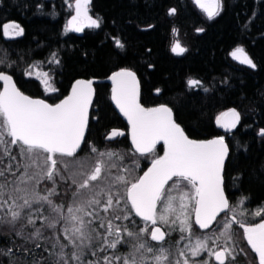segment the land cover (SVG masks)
<instances>
[{
	"label": "trees",
	"instance_id": "16d2710c",
	"mask_svg": "<svg viewBox=\"0 0 264 264\" xmlns=\"http://www.w3.org/2000/svg\"><path fill=\"white\" fill-rule=\"evenodd\" d=\"M74 2L0 0V72L12 74L25 93L55 103L69 93L78 78L106 77L124 67L134 70L141 85V102L146 107L169 106L177 123L193 140L216 136L226 139L229 154L223 177L224 188L231 198L230 206L245 224L261 220L264 217V135L261 134L264 129V0H222V10L211 19L195 0H90L88 14L99 19L100 26L90 27L87 22L82 31L69 26ZM170 9H175V13L170 15ZM12 22L23 29L21 35L3 34V25ZM175 32L186 49L182 54L172 51ZM117 39L123 47L117 46ZM237 47L245 50L254 68L231 55ZM34 66L52 75L56 91L47 93L37 78L27 74ZM189 80L199 84L190 87ZM230 109H235L240 119L234 130L227 131L217 123V117ZM113 130L122 134L110 136ZM93 147L97 152L91 151ZM16 152L14 148L13 154ZM100 152L122 156V160L113 157L117 167L111 168V174L115 176L118 169L127 168L131 173L129 179L141 176L163 152V145L144 155L132 148L128 125L112 104L108 83L95 84L87 134L76 160L90 169L100 158ZM57 167L63 175L69 174L62 165ZM42 182L48 185V188H39L42 194L55 187L57 195L52 199L56 204L66 207L73 202L75 189L69 187L71 180H61L58 175L55 185L47 179ZM172 183L166 188L171 189ZM240 212L244 215L240 216ZM44 214L48 215L46 205ZM232 215L228 210L206 231L197 227L193 215L191 241L181 239L187 233H181L178 225L175 230L161 225L167 233L162 242L151 241L148 236L142 239L154 249H167L170 261H174L177 250L186 244L205 236L214 239L222 222ZM116 223L126 224L133 232L144 227L142 219L134 214L130 221ZM31 231L32 227L28 226L25 234ZM232 234L237 251L235 261L230 260L229 264H259L239 224H233ZM46 235H51V230ZM125 241L104 254L128 255L136 241L128 237ZM25 243L10 227L0 224V264H26V261L32 264L34 259L48 256L43 247L36 248L33 255L23 252L21 246ZM212 244L213 240H209V245ZM27 246L32 245L29 242ZM84 258L94 259L88 253ZM190 260L194 264L205 261L216 264L208 251Z\"/></svg>",
	"mask_w": 264,
	"mask_h": 264
},
{
	"label": "snow or ice",
	"instance_id": "6c2138e0",
	"mask_svg": "<svg viewBox=\"0 0 264 264\" xmlns=\"http://www.w3.org/2000/svg\"><path fill=\"white\" fill-rule=\"evenodd\" d=\"M196 2L209 19L222 10L221 0ZM88 4L89 0H75L76 15L69 26L76 31L83 30L85 21L90 27L100 26L99 19L88 14ZM174 13L175 9L169 10L170 15ZM22 32L15 22L3 25L6 36ZM115 42L123 47L118 39ZM172 51L182 54L186 49L177 41ZM231 55L255 67L242 47H237ZM27 74L32 75V72ZM39 75L44 77L47 91H56L49 84L47 73ZM110 79L112 99L132 125L135 151L141 155L152 153L159 141L166 146L164 155L153 159L151 167L135 179H129L131 173L127 168L118 169L115 176L111 174V168L117 167L112 162L113 157L123 159L117 153H98L100 158L90 169L76 160L85 140L88 110L95 93L92 80H77L70 95L59 103L49 104L24 95L10 75L0 72V81L4 84L0 91V224L23 237L26 242L21 246L23 252L33 255L36 248L42 247L48 252V256L34 259L32 264H194L190 257H197L202 251H208L218 264H229L230 260L235 261L237 251L232 234L234 223L243 228L244 238L258 255L259 264H264V219L258 224L243 223L224 193L222 174L228 154L224 137L207 141L189 139L174 121L172 109L167 105L154 108L140 105L135 72L121 69ZM188 84L194 87L199 81L189 80ZM239 119L240 114L230 109L217 117V123L234 128ZM121 134L113 130L110 136ZM261 134L264 135V129ZM14 148L17 149L15 155ZM91 151L97 152L94 147ZM58 164L69 173L67 176L61 173ZM58 175L61 180H71L69 187L75 189L73 202L66 207L53 201L52 197L57 195L55 187L46 189V194L39 191L42 180H50L55 185ZM169 181L173 182L171 189L166 188ZM186 186H190V190L182 191ZM173 190L176 195L172 194ZM45 205L48 215L44 214ZM158 205L162 206L158 209ZM226 209L233 215L225 218L214 239L205 236L186 244L177 250L174 261H170L167 249H154L142 239L148 236L151 241H164L167 233L157 226L159 224L173 230L178 225L181 233H187L181 239L191 241L193 214L195 224L208 229ZM133 214L144 223L138 232L131 231L126 224L116 223L130 221ZM37 221H40L39 226ZM28 226L33 231L25 234ZM49 230L51 235H46ZM125 237L136 241L128 255L104 254L125 243ZM209 240H213L212 246ZM29 242L31 247L27 246ZM86 253L94 259L85 260Z\"/></svg>",
	"mask_w": 264,
	"mask_h": 264
},
{
	"label": "water",
	"instance_id": "95a60500",
	"mask_svg": "<svg viewBox=\"0 0 264 264\" xmlns=\"http://www.w3.org/2000/svg\"><path fill=\"white\" fill-rule=\"evenodd\" d=\"M72 19V18H71ZM70 19V20H71ZM121 69H129V70H131V71H133V72H135L134 70H132V69H130V68H119V69H117L116 71H114V72H117V71H120ZM114 72H112L110 75H108V76H106V77H91V78H78V79H76L74 82H73V84H72V86H71V88H70V91H69V93L66 95V96H68V95H70L71 94V90H72V87H73V85L75 84V82L77 81V80H92L93 81V88H94V90H95V84H97V83H108V84H110L111 85V101H112V104H113V106L115 107V109H116V111L118 112V114L121 116V118L127 123V125H128V137H129V142H130V145L132 146V148L135 150V146L133 145V142H132V125H131V123L129 122V120H128V118H127V116H125L124 115V113L123 112H121L120 111V109H119V107L116 105V103H115V101L112 99V88H113V83H112V80L110 79V77H111V75L114 73ZM4 73H6V74H8V75H10L11 77H12V79H13V82L15 83V85H16V87L24 94V95H27V96H29V97H31V98H33V99H43V100H45L47 103H49V104H55V103H59L60 102V100H62V99H64L65 97H63L62 99H60L59 101H57V102H55V103H52V102H50L49 100H47V99H45V98H43V97H36V96H32V95H30V94H27V93H25L19 86H18V84H17V82H16V80H15V78H14V76L12 75V74H10V73H8V72H4ZM135 74H136V72H135ZM136 79L139 81V78H138V76H137V74H136ZM3 86H4V84H3V81H0V91H3ZM94 97H95V93H94V95H93V98H92V103H91V105L89 106V110H88V125H89V118H90V112H91V108H92V104H93V101H94ZM139 103H140V105L142 106V107H144V108H154V107H158V106H160V105H157V106H152V107H146L142 102H141V85H140V81H139ZM169 107V106H168ZM170 108V107H169ZM229 110H227L226 112H228ZM221 115V114H220ZM219 115V116H220ZM172 116H173V119H174V121L177 123V121H176V119H175V116H174V113H173V110H172ZM218 116V117H219ZM238 123V122H237ZM178 124V123H177ZM88 125H87V128L85 129V132H84V137L86 138V134H87V129H88ZM236 126H237V124H236ZM235 126V127H236ZM181 127V126H180ZM235 127L234 128H226V127H223V129H226L227 131H232V130H234L235 129ZM182 128V127H181ZM183 129V128H182ZM184 130V129H183ZM184 133H185V135L187 136V134H186V132H185V130H184ZM217 137H223V136H216V137H214V138H210V139H206V140H195V141H207V140H212V139H215V138H217ZM189 138V137H188ZM189 139H191V138H189ZM191 140H193V139H191ZM84 142H85V140H84ZM84 142H82L81 143V149L80 150H78V152L77 153H79L81 150H82V148H83V145H84ZM224 142H225V144L228 146V144H227V141H226V139L224 138ZM159 145H163V152L161 153V155L160 156H163L164 155V152H165V150H166V146L164 145V143H163V141H159V142H157V144H156V146H155V148L157 147V146H159ZM140 154V153H139ZM228 154H229V147H228ZM228 154H227V156H226V158H225V162H226V160H227V157H228ZM159 156V157H160ZM225 162H224V165H225ZM149 167H151V164L148 166V168ZM148 168L145 170V171H147L148 170ZM144 171V172H145ZM143 172V173H144ZM223 173H224V170H223ZM143 175V174H142ZM141 175V176H142ZM223 175V174H222ZM175 179V178H174ZM171 181H169V183H170ZM168 183V184H169ZM166 187H167V185H166ZM223 187H224V177H223ZM224 193H225V191H224ZM225 196H226V193H225ZM227 197V196H226ZM227 211V209L226 210H224L223 212H221L219 215H218V217H217V219L221 216V215H223L225 212ZM194 220H195V217H194ZM216 223V221H214L213 222V224L208 228V229H201L198 225H197V227L200 229V230H202V231H206V230H209L210 228H212L213 226H214V224ZM157 226H160L159 224L157 225ZM161 227V226H160ZM162 228V227H161ZM162 230H163V228H162ZM164 231V230H163ZM250 246V245H249ZM251 247V246H250ZM256 254V253H255ZM257 255V254H256ZM257 257H258V255H257ZM213 259H214V261H215V258L213 257ZM258 261H259V258H258ZM215 263L216 264H218V262L217 261H215Z\"/></svg>",
	"mask_w": 264,
	"mask_h": 264
},
{
	"label": "rangeland",
	"instance_id": "374dc122",
	"mask_svg": "<svg viewBox=\"0 0 264 264\" xmlns=\"http://www.w3.org/2000/svg\"><path fill=\"white\" fill-rule=\"evenodd\" d=\"M90 1V0H89ZM196 1V0H195ZM197 3V2H196ZM221 3H222V0H221ZM73 5V13H72V17L73 16H75L76 15V10H75V2L72 4ZM88 7H89V4H88ZM202 11H203V9H201ZM221 11V10H220ZM204 12V11H203ZM205 13V12H204ZM205 15H206V13H205ZM207 16V15H206ZM71 17V18H72ZM87 23V21H85L84 22V25ZM179 42L180 43V40L178 39V36H177V32H175L174 33V41H173V43L175 44L176 42ZM180 45H181V43H180ZM29 72H32V75H30V76H32V77H35V78H37L40 82H41V84L43 85V87L45 88V85H44V83H43V79H44V77L42 76V75H39V74H42V73H47L48 75H47V79L49 80V84L51 85V87L53 88V77H52V75L47 71V70H45V69H42V68H39V67H37V66H34V67H32L31 68V70L29 71ZM46 89V88H45ZM46 92L47 93H51V91H47L46 90ZM225 113V112H224ZM221 125V124H220ZM222 126V125H221ZM43 181V180H42ZM40 182V184H39V188H48V185H47V182ZM190 190V188H184L182 191H189ZM40 191V190H39ZM41 192V191H40ZM43 194H46L44 191H43ZM172 194L173 195H175V190H173V192H172ZM55 202V201H54ZM194 215V214H193ZM193 215H192V218H193ZM224 224V222H222V225ZM161 226V225H160ZM163 229H165L163 226H161ZM215 262V261H214Z\"/></svg>",
	"mask_w": 264,
	"mask_h": 264
},
{
	"label": "flooded vegetation",
	"instance_id": "af4514ba",
	"mask_svg": "<svg viewBox=\"0 0 264 264\" xmlns=\"http://www.w3.org/2000/svg\"><path fill=\"white\" fill-rule=\"evenodd\" d=\"M224 191H225V193H226V196H227V199H228L229 205H231V198H230L229 192L227 191L226 188H224ZM227 212H228V210H227L225 213H227ZM225 213H224V214H225ZM262 219H264V217H263ZM262 219L259 220V221H258L257 223H255V224L260 223V222L262 221Z\"/></svg>",
	"mask_w": 264,
	"mask_h": 264
},
{
	"label": "bare ground",
	"instance_id": "6f19581e",
	"mask_svg": "<svg viewBox=\"0 0 264 264\" xmlns=\"http://www.w3.org/2000/svg\"><path fill=\"white\" fill-rule=\"evenodd\" d=\"M78 154V153H77Z\"/></svg>",
	"mask_w": 264,
	"mask_h": 264
}]
</instances>
